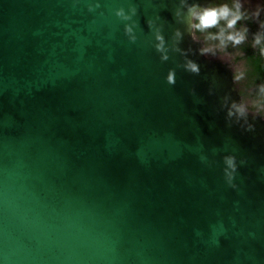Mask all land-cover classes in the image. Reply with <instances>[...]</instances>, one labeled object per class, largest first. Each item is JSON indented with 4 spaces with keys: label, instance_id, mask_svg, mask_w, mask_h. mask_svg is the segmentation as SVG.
<instances>
[{
    "label": "water",
    "instance_id": "water-1",
    "mask_svg": "<svg viewBox=\"0 0 264 264\" xmlns=\"http://www.w3.org/2000/svg\"><path fill=\"white\" fill-rule=\"evenodd\" d=\"M209 2L0 0V264H264V119Z\"/></svg>",
    "mask_w": 264,
    "mask_h": 264
},
{
    "label": "flooded vegetation",
    "instance_id": "flooded-vegetation-1",
    "mask_svg": "<svg viewBox=\"0 0 264 264\" xmlns=\"http://www.w3.org/2000/svg\"><path fill=\"white\" fill-rule=\"evenodd\" d=\"M237 2L241 18L227 30L238 38L236 42L227 41L221 46L218 40L209 38L223 27V21L219 27L203 32L194 30V36L202 50L208 49L203 54L230 67L241 106L264 119V0H210L207 8L227 5L234 12Z\"/></svg>",
    "mask_w": 264,
    "mask_h": 264
},
{
    "label": "clouds",
    "instance_id": "clouds-1",
    "mask_svg": "<svg viewBox=\"0 0 264 264\" xmlns=\"http://www.w3.org/2000/svg\"><path fill=\"white\" fill-rule=\"evenodd\" d=\"M239 3L234 4L235 11L233 12L228 8L227 5H221L218 8H204L198 9L196 6L189 8V14L192 19L191 27L196 31H205L209 28L219 27L221 21L224 22L223 27H219V31L216 34H209L210 39H215L220 42V45L223 46L227 41H237V37L227 31L235 25V21L241 18L239 12ZM130 31V29H129ZM158 39H160L158 37ZM259 42V40H257ZM208 49H203L202 51H207ZM246 109L242 106L237 108V112L240 115H244Z\"/></svg>",
    "mask_w": 264,
    "mask_h": 264
}]
</instances>
